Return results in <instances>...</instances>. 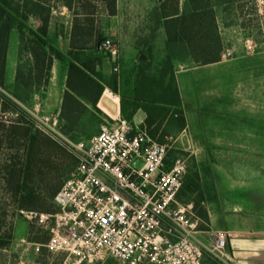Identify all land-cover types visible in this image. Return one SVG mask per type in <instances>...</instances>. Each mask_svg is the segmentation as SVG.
Instances as JSON below:
<instances>
[{"label": "built area", "instance_id": "2783aa9c", "mask_svg": "<svg viewBox=\"0 0 264 264\" xmlns=\"http://www.w3.org/2000/svg\"><path fill=\"white\" fill-rule=\"evenodd\" d=\"M244 46L249 53L256 51L250 38ZM98 50L117 62L118 44L111 37H105ZM231 52L225 47L222 56ZM101 96L116 106L120 101L111 89ZM17 103L16 109L0 111L4 123L23 118L76 159L53 198L55 212L20 210L50 230L45 246L52 252L64 253L73 264L107 259L122 264H203L205 252L233 264L227 233L211 231L204 240L197 219L192 220V205L178 202L184 161L176 158L167 167V144L153 139L141 123L104 111L98 134L72 140L63 133L58 113L42 111L38 104L29 108ZM138 158L143 162L140 168L133 165Z\"/></svg>", "mask_w": 264, "mask_h": 264}, {"label": "trees", "instance_id": "16d2710c", "mask_svg": "<svg viewBox=\"0 0 264 264\" xmlns=\"http://www.w3.org/2000/svg\"><path fill=\"white\" fill-rule=\"evenodd\" d=\"M105 1L109 11L114 12L115 0ZM161 1L166 32L165 57L154 70L150 63H141L133 95H120V115L133 120L141 108L146 117L140 125L153 139L163 143L170 129L180 132L186 126L174 62L188 60L196 65H206L221 60L224 46L216 9L222 7L226 11L228 6H234L242 16H248L241 4L252 0H184L182 9L179 0ZM52 8L53 0H0V88L5 89L6 54L13 28L20 33L21 51L31 58V61L21 59L10 92L12 97H3L2 110L18 108L17 101L27 102L34 91L47 84L53 60L64 61L67 56L69 90L63 95L60 121L63 133L71 136L77 130L82 114L92 112L87 105L94 111L100 110L97 103L105 86L117 90V77L112 74L107 79L95 69L101 67L103 58L107 57L104 52L85 55L70 51L65 56L53 45L47 37ZM30 16L39 19L37 29L27 24ZM101 106L105 108V103ZM110 113L115 114V110ZM65 153L68 161L63 165L61 160L66 157ZM171 163L167 158V167ZM75 166L76 159L70 152L23 118L10 124L0 120V190L3 192L0 208L1 199L10 195L20 209L55 212L53 198ZM183 189L203 198L197 173L195 177L184 178ZM36 202L46 205L51 202V208L36 206ZM199 214L205 221L204 230H208L207 210L201 209ZM3 220L0 211V249L6 248L13 239V225L7 226Z\"/></svg>", "mask_w": 264, "mask_h": 264}, {"label": "crops", "instance_id": "0c3cea01", "mask_svg": "<svg viewBox=\"0 0 264 264\" xmlns=\"http://www.w3.org/2000/svg\"><path fill=\"white\" fill-rule=\"evenodd\" d=\"M161 2L115 0V11L110 12L105 0H53L47 37L65 56L70 51L85 55L101 52L97 48L98 43L105 37H111L117 42L120 53L122 51L137 57L136 68L139 69L141 63H151L156 51L162 58L166 54V32L161 15ZM183 2L184 0H179L180 9ZM146 4H152L153 13L147 10ZM219 8L220 13L217 8L216 15L223 46L231 47L234 54L230 58L222 57L214 63L175 70L186 122L185 128L178 132L176 140L181 143H184V140L188 143H199L201 139L205 118L197 102L201 97L198 88L205 80L202 68L207 66L206 80L208 86L214 90L211 98L216 99V85L236 86L238 91L232 98L239 100L244 106L224 114L228 118L225 123L230 124L226 129L240 132L239 143H264V108L259 106L264 102V48L261 47L256 53L247 52L242 43V36L245 35L250 19L242 16L235 8L232 20L225 22L229 14L225 13L222 7ZM27 24L37 29L40 21L37 17L30 16ZM260 26L264 33V26ZM21 59L31 61L28 54L21 51L20 33L17 28H13L6 54L5 89L7 86L8 97H12L10 92L16 82ZM108 60V56L103 58L102 66L95 67L107 79L112 75ZM67 73L68 57L66 56L64 61L54 59L47 84L34 91L29 100H36L41 92L45 93L41 103L34 102L43 109L42 111L56 112L60 116L63 95L69 90ZM136 74H115L117 90L113 91L117 92L119 97L121 94L132 96ZM106 89L111 88L105 86L104 90ZM102 103L101 96L97 107L102 112L111 114L101 106ZM87 106L94 111L90 105ZM0 110L2 111V103ZM117 114H120V101L113 115ZM171 133L172 131H169L166 137ZM250 133H254L253 136L249 137ZM210 179L214 198L206 203L209 224L208 230L202 232V238L208 241L211 231L225 232L227 251L233 264H264V174L236 176L212 166Z\"/></svg>", "mask_w": 264, "mask_h": 264}, {"label": "rangeland", "instance_id": "374dc122", "mask_svg": "<svg viewBox=\"0 0 264 264\" xmlns=\"http://www.w3.org/2000/svg\"><path fill=\"white\" fill-rule=\"evenodd\" d=\"M241 5L244 12L247 13L248 19H250L245 30V35L242 36V43L244 46L247 38L252 39L256 44V51L254 52L256 53L258 50H261V47L264 48V33L260 28V25L264 26V0H252L251 2L242 3ZM124 6L126 7V3ZM145 7H147L148 11L153 13L151 8L152 4H146ZM234 11V6L227 7L225 13L229 15L225 22L232 20L231 18L235 13ZM218 13H220V8H218ZM106 35L107 33L105 36ZM225 47L232 51V54L225 58L232 57L234 54L233 49L229 46H224V48ZM160 55L161 54H158L156 51L153 56L154 58H151L150 65L152 70L160 65V62L163 59V56ZM108 59L112 74L120 76L121 73H124L128 76L131 75V73L136 74L139 70L136 68L137 57L135 55L121 51V53L118 52L116 63L110 58ZM194 65L196 64H193L188 60L183 62L176 61L174 62L173 69L174 71H179L191 68ZM202 71L205 75V80L198 88L201 97L197 102L203 112L205 122L203 134L200 137L201 139L199 143H188L184 139V143H181L179 140H176L178 132L175 129H170L172 133L164 138L163 143H166L168 146V162L171 163L176 158H181L184 161L186 166V174L184 178L188 176L195 177V173L199 176L203 198L199 197L198 194H191L187 192L186 189H183L179 191L177 199L181 204L192 205V220L197 219V229L200 231H206L203 228L205 226V221L199 213L201 209H206L207 201L214 198L213 184L210 179L211 167H217L219 171L231 172L236 176H240L241 174H264V143H239L240 132L226 129L230 127V124L225 123V120L228 118H226L224 114L228 113L229 110L234 111L241 109L242 107L244 108L243 104L239 103V100L232 98V95L237 93L238 87L229 85L225 86L224 84L216 85V99H213L211 97L213 96L214 90L208 86L206 80L208 71L207 66L202 68ZM7 89V86L6 89L0 88V104L3 103V100L1 99L6 96ZM44 96H46V94L41 92L36 100L30 99L23 104L26 107L33 108L36 106L34 101L41 103ZM259 106L264 108V102ZM38 108L43 110L39 105ZM105 108L108 109L109 112L111 110L113 111V109L106 104ZM12 109L13 108H10L9 110ZM105 118L106 115L102 110L84 112L81 116L77 130L69 137L72 140H79L98 134ZM253 134L254 133H250L249 137L253 136ZM65 156L66 157H63V160H61L63 161V165L68 161V155L66 154ZM2 194L3 192L0 190V196H2ZM1 200L2 204L0 211L3 213V221H5L4 223L7 226L10 224L13 225V239L6 248L0 249V264H73L72 259L66 261V255L64 253H54L45 246L50 238V230L48 228L41 227L34 221L29 220L27 216L20 211L23 209L18 208L10 195H7ZM36 203V206H49V208H51V202H48L47 205L38 202ZM52 205L56 206L53 201ZM32 211L40 212L37 209ZM41 211L49 213L43 210ZM203 234L204 233L200 234L201 237ZM95 264L122 263L115 259H107L104 263ZM203 264L226 263L217 256L205 252Z\"/></svg>", "mask_w": 264, "mask_h": 264}, {"label": "water", "instance_id": "95a60500", "mask_svg": "<svg viewBox=\"0 0 264 264\" xmlns=\"http://www.w3.org/2000/svg\"><path fill=\"white\" fill-rule=\"evenodd\" d=\"M105 55H107L106 52H104ZM141 59V58H140ZM102 102H104L108 107L112 108L115 110L116 106L113 102H111L109 99L107 98H102ZM146 117V114L145 112L142 110V109H139L136 114L134 115V121L137 122V123H141L144 118ZM143 162L142 160H140L139 158L136 159L134 162H133V165L136 166L137 168H140L142 166Z\"/></svg>", "mask_w": 264, "mask_h": 264}]
</instances>
